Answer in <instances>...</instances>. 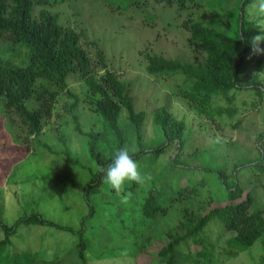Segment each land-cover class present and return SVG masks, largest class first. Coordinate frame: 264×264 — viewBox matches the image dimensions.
Returning <instances> with one entry per match:
<instances>
[{
  "label": "rangeland",
  "instance_id": "374dc122",
  "mask_svg": "<svg viewBox=\"0 0 264 264\" xmlns=\"http://www.w3.org/2000/svg\"><path fill=\"white\" fill-rule=\"evenodd\" d=\"M240 1L197 0V7H181L177 3L164 5L159 0H51L39 6L57 14L61 24L84 31L82 43L99 76L104 73L98 54L101 50L108 68L131 87L136 109L146 112L140 139L125 107L120 113V125L127 137L126 146L136 151L146 150L136 161L141 172L150 175L152 180L145 185L128 182L120 195L103 184L101 192L85 196V186L99 167L90 153L87 132L106 133L100 141V149L108 154L117 146V136L113 129H105V120L94 109L91 98L97 95L76 76L70 78V92L59 96L52 117L37 137L39 140L29 134L19 116L6 112L4 104L0 103V239L6 236L1 224L12 227L34 212L78 231L92 205L95 211L87 219L85 234L90 264H163L157 252L168 242L166 232L177 225L184 207L195 206L203 212L211 206L223 205L227 203L228 187L240 184L244 194L236 201L246 198L255 188L252 209H263L261 184L264 177L256 175V164L242 166L241 163L254 161L260 149H264V139L260 138L264 133V94L254 88H236L232 90L233 100L223 96L216 102L227 105L228 111L218 120H212L198 113L180 95L189 85L183 74H150L144 55L149 51L193 62L197 53L191 47L190 32L184 26L190 12L194 11L197 20L208 23L212 15L208 4L213 2L216 10L235 11ZM255 3L256 0L246 7L251 19H255ZM260 47L264 48L263 41ZM28 53L27 47L0 37V57L23 66L29 63ZM199 59L204 60L205 56L201 54ZM259 59L264 61V54L251 51L242 80L252 79L258 73L264 81V70L260 73L256 66ZM73 104H76L74 109ZM28 105L34 107L33 99L28 100ZM161 106L169 107L177 119L185 120L187 127L182 147L176 143L164 145L155 155L151 150L166 143L154 119L155 110ZM75 110L81 131L76 128ZM65 152L85 166L67 162ZM237 165L240 167L236 169ZM220 169L227 175L225 181L219 174ZM186 184H198L199 194L194 200L175 202L167 215L156 219H150L141 211L151 187L159 199L169 202L179 187ZM125 195L126 203L122 202ZM233 234L225 230L219 219H214L201 235L219 258L218 264H264V237L228 257L226 241ZM149 235L156 238L148 249L135 252L134 241L147 242ZM10 236L13 245L0 248L2 262L8 260L5 256L12 250L42 249L48 257L40 264H84L77 246L79 237L71 231L29 224L20 225L16 234ZM188 244L181 247L183 252L196 248V242L190 240ZM22 254L20 258L27 260V254Z\"/></svg>",
  "mask_w": 264,
  "mask_h": 264
},
{
  "label": "trees",
  "instance_id": "16d2710c",
  "mask_svg": "<svg viewBox=\"0 0 264 264\" xmlns=\"http://www.w3.org/2000/svg\"><path fill=\"white\" fill-rule=\"evenodd\" d=\"M196 1L159 0L164 5L170 6L177 3L181 7L189 5L197 7ZM227 1L224 0L225 3ZM253 1L241 0L235 11L216 10L211 2L208 4V9L212 15L208 18V23L197 20L196 14L191 11L189 18L184 21V26L190 32L189 42L193 51L197 53L196 60L188 63L148 51L144 54L147 72L160 76L166 73L183 74L189 85L181 90L180 95L185 97L189 105L198 113L212 120H218V117L228 111L227 105L216 102L223 96H226L229 101L233 100L235 94H232V90L254 88L264 94V81L259 78L258 73L252 79L242 80L252 51L251 38L264 34L263 30L257 29L256 19H251L247 15L246 7ZM49 3L51 0H0V37L10 40L13 44L27 47L29 52V63L23 66L15 64L8 58L0 57V103L4 104L6 112L19 116L29 134L36 139L41 136L48 120L52 117L59 96L70 92L71 76H76L87 85L93 95H97L91 98L94 109L105 120V129H113L117 136V146L111 148L108 154L100 149V141L106 137V133L87 132L90 136L92 158L96 160L99 167L107 168L114 151L126 146L127 143V137L120 125V113L123 107L127 108L128 118L133 122L139 139L146 112L136 109L131 87L108 68L101 50H98V54L102 65L101 70L104 73L99 76L89 51L82 43L85 37L84 31H78L71 25L61 24L57 14L47 8H39ZM241 37L243 38L240 39ZM201 54L205 56L204 60L199 59ZM256 66L262 73L264 61L257 60ZM30 99H33L34 107L28 105ZM75 105L73 104V109ZM73 115L76 128L81 131L76 110ZM154 119L166 139V143L151 150L155 155L163 150L164 145L176 143L179 148L183 146L187 127L185 120L177 119L167 106L158 107L154 112ZM260 138L264 139V133ZM65 153L67 162L85 166L69 152ZM144 153H146L145 149L137 150L133 158L137 160ZM241 164L242 166L256 164V175L264 177V149H260L259 156L254 161L247 160ZM238 165L236 169L240 167ZM221 170L219 174L225 181L227 175ZM103 177L104 173L98 170L92 173L91 179L85 186L87 198L91 194L101 192L104 184ZM261 185L264 188V181ZM198 189V184L180 186L170 201L164 202L154 193V187H151L148 195L143 199L141 211L150 219L167 215L175 202L194 200L199 194ZM228 189L227 203L223 205L211 206L203 212L195 206L183 208L177 225L166 232L169 239L157 252L159 261L163 264H218L219 258L213 252V248L208 245L209 241L207 242L201 235L214 219H219L226 231L234 233L226 241V247H229L228 257L236 255L237 251L246 250L260 237H264V208L252 209L255 205V188L247 193L246 198L238 201L236 200L244 194V187L237 184ZM90 206L91 211L84 217L83 226L78 231L48 220L39 212L21 218L12 227L2 224L6 236L0 240V248L13 245L10 235L16 234L20 225H50L59 230L77 234L79 256L84 264H90L87 261L88 244L85 238L87 219L92 217L95 211L93 206ZM154 238H156L155 235H149L147 242L134 241L135 252L147 250ZM190 240L196 242V248H189L188 252H183L181 247L188 244ZM22 253L27 254V260L20 258L23 256ZM6 257H9L8 260L0 261V264H40L48 257V254L42 249L23 252L12 250Z\"/></svg>",
  "mask_w": 264,
  "mask_h": 264
},
{
  "label": "clouds",
  "instance_id": "9594fccd",
  "mask_svg": "<svg viewBox=\"0 0 264 264\" xmlns=\"http://www.w3.org/2000/svg\"><path fill=\"white\" fill-rule=\"evenodd\" d=\"M254 16L257 21V29L264 30V0H256L253 6ZM241 37L240 39H242ZM264 41V34H258L251 38L252 52L254 54H264V48L260 43ZM136 149L124 146L114 151L111 163L107 168L98 167V171L104 173L103 182L109 189H113L117 195L125 192L126 184L133 182L138 185H145L152 180V177L142 173L137 161L133 158ZM128 197H122V202L126 203Z\"/></svg>",
  "mask_w": 264,
  "mask_h": 264
},
{
  "label": "crops",
  "instance_id": "0c3cea01",
  "mask_svg": "<svg viewBox=\"0 0 264 264\" xmlns=\"http://www.w3.org/2000/svg\"><path fill=\"white\" fill-rule=\"evenodd\" d=\"M1 227H2V224H1ZM1 240V239H0Z\"/></svg>",
  "mask_w": 264,
  "mask_h": 264
}]
</instances>
